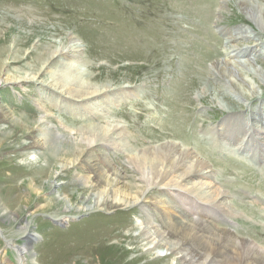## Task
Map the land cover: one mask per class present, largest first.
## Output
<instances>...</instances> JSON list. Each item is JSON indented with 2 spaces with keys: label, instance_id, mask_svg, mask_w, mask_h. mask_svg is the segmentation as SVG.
Returning <instances> with one entry per match:
<instances>
[{
  "label": "rangeland",
  "instance_id": "rangeland-1",
  "mask_svg": "<svg viewBox=\"0 0 264 264\" xmlns=\"http://www.w3.org/2000/svg\"><path fill=\"white\" fill-rule=\"evenodd\" d=\"M222 1L0 0V43L6 38L3 73L32 69L35 58L69 44L65 36L70 35L81 49L79 66L90 77L80 84L113 88L108 98L91 106L99 117L90 120L71 104L66 113L48 105L44 96L51 92L43 96L37 83H0V102L13 116L29 121L22 130L9 126L0 135V213H5L0 215V264H19L16 246L24 245L29 247L25 264H183L166 248L156 252L151 239L143 237L141 222L152 211L159 217L187 216L199 226L200 216L210 219L217 230L232 233L264 259V133L254 131L255 126L248 138L240 124L253 123L242 120L245 111L250 114L264 100V54L256 52L249 68L243 67L250 62L246 57L232 56L255 45L254 38L264 41V28L243 9L249 2L264 11V0ZM252 68L263 76L262 83ZM223 75L241 85L243 78L247 84L242 87L254 88L258 96L238 100ZM226 121L236 125L227 127L241 131L236 135L234 129H224L218 140V129ZM115 124L126 130L122 149L101 150L112 166L124 170L132 189L143 187L141 199L132 193L128 201L138 203L129 207L85 211L103 189L90 190L94 180L82 168V159L74 166L73 157L61 154L86 143L84 129L94 127L93 133L99 134L101 127ZM33 127L48 130L47 142L55 147L57 158L48 165L25 147L33 131L28 128ZM166 145L181 147V155L190 153L206 165L212 183L230 197L228 215L214 207L216 201L195 200L181 187L163 186L168 192L152 188L149 175L141 178L133 170L132 156L125 155L129 149L135 155L149 147L165 152ZM63 164L67 167L61 171ZM46 165L48 172L40 174ZM160 193L165 194L158 197ZM26 223L36 236L30 245L19 233Z\"/></svg>",
  "mask_w": 264,
  "mask_h": 264
},
{
  "label": "bare ground",
  "instance_id": "bare-ground-1",
  "mask_svg": "<svg viewBox=\"0 0 264 264\" xmlns=\"http://www.w3.org/2000/svg\"><path fill=\"white\" fill-rule=\"evenodd\" d=\"M243 9L251 20L264 28V11L256 3L251 4L248 2L245 4L244 2ZM0 21L1 25H3L4 17H2ZM4 37L5 36H3V38ZM250 38L252 37L250 36ZM65 39L69 41V44H60V46L56 47L49 54H43L42 58H40L41 56L35 58V63H32V69L22 72L16 71V73H3L4 64L2 62V56L5 55L4 53L6 51V45H4L6 38H4L0 43V83L11 82L20 86H25L27 83L29 84L32 82L37 83L39 85L38 87L43 88V90H41L43 96L44 92L47 90L51 92V95L44 96L48 105L66 113L65 110H67L71 104L75 109L81 108V110L86 112L85 115L80 112L84 118L97 120L99 115L92 110L91 106L97 104L96 100L108 98L107 95L112 93L113 88L110 84L102 85V87H92L80 84L81 79L90 78L89 75L85 74L79 66V63L83 62V57L80 54L81 49H79V45L75 42L76 39L74 37L66 35ZM254 41L256 42L255 45L237 50L236 54L232 55L237 58L246 57L250 61L248 63L245 61L247 64L245 63L243 66L244 68H246L245 66L249 68L248 65L254 60V57L258 56L257 53L259 55L264 54V41L260 40V38H254ZM17 44L18 43H16V46ZM38 46H40V44ZM37 66L39 67L36 68ZM253 70L256 73L255 77L258 76L262 83L263 76L257 69ZM231 75L237 77L234 72ZM41 76L46 77L43 79ZM226 77L231 87L230 89H233L232 87H234L232 92L233 95H235L234 97L238 98V100L244 99L245 102H248L258 96L257 91L253 90L254 88L250 90L242 87L247 83L245 81V83H243V78H239L241 75L238 78L240 79V82H242V85L237 83L233 78L228 79V76ZM226 77L224 80H226ZM77 78L80 79L78 80ZM123 88L125 87H122V90ZM222 96H226V94L222 93ZM218 104L220 105V102H218ZM223 107L226 109V106ZM98 108L99 111L103 112V107L99 105ZM246 112L247 111H245V116L247 117L242 120H248V122L253 120V123L251 121V123L245 124L241 121L240 124H243V127L238 125L241 128H244V130L242 129L243 131L247 129L245 136L248 135L251 128L253 129L255 126L257 127L254 131L257 130L260 133H264V100H262L256 110L250 114H248V112L246 114ZM242 113L244 114V112ZM20 118L13 116L6 105L0 102V135L4 136L6 133L5 129L9 126L18 130L25 128L29 121L25 116ZM234 123L232 124L226 121L220 126L217 132L218 140L221 137L220 135H223V133L225 135L224 129H234L233 127L229 128L231 126H236ZM91 128L94 127H88L82 131L81 135L82 137L84 135L86 136V143L79 146L68 147L64 153L61 154L64 159L65 157H73L72 165L74 166L77 160L79 161V158L82 159V161L85 162V164L82 165V168H85L94 180V186H92L90 190L94 193L96 190L103 189L102 194L99 195L101 198L98 197L95 204H89L85 207V211L95 209L115 210L119 207H129L131 204L137 202L136 200L134 202L128 201V199H130L129 196H131L130 194L134 193L139 199L142 196L143 187L137 185L132 189L131 185L126 182V174L124 170L112 166L107 161L105 153L101 150V147L112 149V151L114 150L115 152L122 149L121 144L123 143L121 141V136L125 135L126 130L123 126L115 124L110 126L109 129L101 127V132L99 134H94ZM28 129L33 131L30 132L27 143L25 144L26 149L32 151L35 150L40 160H44L48 165L49 161H53V158H57V156L55 157L53 155L55 147L49 146L47 142V140H51L48 136V130L45 128L34 130V127ZM37 131H39L38 135ZM234 131H236V129H234ZM239 131H236V135L240 133ZM81 135L79 137H81ZM251 136L252 135H248V138ZM38 137H41L42 139H39ZM81 141L83 142V140ZM52 142L55 144L54 140H52ZM260 143L263 145L264 141H261ZM176 147L177 146L166 145L163 147V149L165 148L167 150L165 152L161 149H157L158 147H149L143 150L140 149L135 155L132 153L133 149H129L125 155L132 156L131 161H133L135 165L133 170L137 173H141V178H144L143 173L149 175L148 178L151 180L150 185L152 188L162 189L166 192L167 190L164 189L165 186L181 187V190H184V192L189 195L191 194L195 200L209 202L210 204H213L216 201L217 203L214 207L225 215H228L230 213V204L232 205L231 202L228 204L227 201V198L230 197L227 194L219 192V187H216V184L212 183L215 179L212 176L211 171L207 170L206 165H202V163H200L201 161L195 162L194 159L197 156H192L190 153H186L185 155L183 153V155H181V147ZM95 152L97 153L94 154ZM99 161H101V163H98ZM47 165L43 167L45 169L40 167L38 172L40 171L39 173L43 175L46 174L48 172V168H46ZM66 167L65 164L61 165V171ZM141 178H139V180ZM141 181L142 179L140 182ZM164 194L165 193H160L158 197ZM95 195L93 194L90 196L94 197ZM164 202L169 205V202L165 200ZM145 203V206L152 211L153 209L148 206L149 202ZM152 213L153 214H149L148 218H144V221L141 222L143 225L142 229L144 230H142V235L143 237H147V240L151 239V243L153 244L152 248L156 249V252H158L159 249L162 251L163 248H166L169 252L168 254H175L178 257V260L183 264H202L203 260H207L208 256L210 259L207 264H230L232 261L234 262L233 264H264V259L258 252L248 247L246 243H243L242 241L240 242V240L237 241L235 235L232 233L223 232L219 230V228L217 230V226L215 227L210 219L200 216L201 224L199 226L193 223L191 221L192 219L190 220L187 216L181 217L173 215L159 217L156 213L154 214V211H152ZM0 215H5V213H0ZM55 221L57 223L65 222V220L62 219H57ZM148 225H151V228L148 227ZM19 233L24 237L26 244L28 245L36 239L35 235L29 233V226L27 223L26 225L20 226ZM191 234H195L194 238H192ZM210 245L213 247H211L212 250ZM12 246L14 247V245ZM209 248L211 251H209ZM16 249L17 254L20 257V259H18L19 264H25V255L29 253V247L27 245L16 246Z\"/></svg>",
  "mask_w": 264,
  "mask_h": 264
}]
</instances>
